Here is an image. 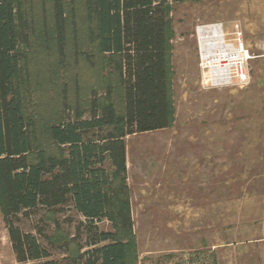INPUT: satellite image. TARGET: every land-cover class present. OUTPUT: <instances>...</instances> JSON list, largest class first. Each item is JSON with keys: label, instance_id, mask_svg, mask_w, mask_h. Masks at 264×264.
<instances>
[{"label": "rangeland", "instance_id": "374dc122", "mask_svg": "<svg viewBox=\"0 0 264 264\" xmlns=\"http://www.w3.org/2000/svg\"><path fill=\"white\" fill-rule=\"evenodd\" d=\"M16 1L31 29L29 45L18 46L24 108L36 123L39 147L55 153L59 149L48 134L54 120L72 115L76 106L87 116L93 89L120 108L121 88L87 41L83 0H64L62 49L50 0ZM166 16L172 123L125 137L132 230L118 231L105 219L99 229L128 244V264H179L193 252L208 254L211 264H259L258 251L245 245L259 226L244 215L254 212L248 200L264 193V0L170 1ZM208 22H223L228 30L240 23L253 54L243 87L201 86L195 27ZM85 53L93 54L94 65ZM81 220L67 205L61 211L37 207L19 215L17 224L35 234L51 258L72 264V256L88 249ZM0 264H23L1 213Z\"/></svg>", "mask_w": 264, "mask_h": 264}, {"label": "trees", "instance_id": "16d2710c", "mask_svg": "<svg viewBox=\"0 0 264 264\" xmlns=\"http://www.w3.org/2000/svg\"><path fill=\"white\" fill-rule=\"evenodd\" d=\"M170 1L195 0H83L87 41L115 75L122 106L91 90L87 116L76 106L72 115L49 125V137L59 149L51 153L39 147L36 123L24 108L18 46L29 45L30 22L16 0H0V213L18 262L63 264L50 257L35 234L18 226L17 217L37 207L61 211L68 205L83 218L79 225L88 246L71 257L72 264H128V244L98 225L105 219L118 231L131 232L125 137L172 123ZM50 2L56 45L62 49L65 2ZM84 56L94 65L93 54Z\"/></svg>", "mask_w": 264, "mask_h": 264}, {"label": "built area", "instance_id": "2783aa9c", "mask_svg": "<svg viewBox=\"0 0 264 264\" xmlns=\"http://www.w3.org/2000/svg\"><path fill=\"white\" fill-rule=\"evenodd\" d=\"M195 36L203 88L243 87L249 82V62L253 54L244 42L239 22H234L230 30L223 22L202 23L195 27ZM180 261L183 264H211L210 256L199 252L184 254ZM174 263L170 261V264Z\"/></svg>", "mask_w": 264, "mask_h": 264}, {"label": "crops", "instance_id": "0c3cea01", "mask_svg": "<svg viewBox=\"0 0 264 264\" xmlns=\"http://www.w3.org/2000/svg\"><path fill=\"white\" fill-rule=\"evenodd\" d=\"M249 204H252L254 207H252L253 214L248 215L245 214L244 216H248L245 219L248 220V222L258 224L259 229L257 232V236L253 239L247 240L245 245H250L252 250L258 251V258L260 260L259 264H264V193L261 195L256 196L255 198L248 200ZM246 210L243 211L245 213ZM242 213V214H243ZM253 251V252H256Z\"/></svg>", "mask_w": 264, "mask_h": 264}]
</instances>
